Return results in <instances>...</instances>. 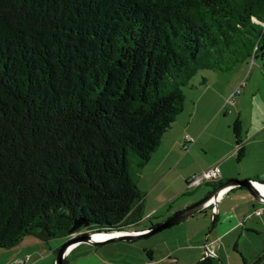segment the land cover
<instances>
[{
    "label": "trees",
    "instance_id": "obj_1",
    "mask_svg": "<svg viewBox=\"0 0 264 264\" xmlns=\"http://www.w3.org/2000/svg\"><path fill=\"white\" fill-rule=\"evenodd\" d=\"M262 54L264 0H0V249L70 235L77 218L137 229L136 174L184 86Z\"/></svg>",
    "mask_w": 264,
    "mask_h": 264
},
{
    "label": "crops",
    "instance_id": "obj_2",
    "mask_svg": "<svg viewBox=\"0 0 264 264\" xmlns=\"http://www.w3.org/2000/svg\"><path fill=\"white\" fill-rule=\"evenodd\" d=\"M260 59L264 60V54L250 61L238 62L230 69L208 68V73L206 76L203 75L200 81L195 79L184 86L185 101L182 109L163 133L160 144L140 171L139 184L144 191L140 209L144 215L138 224L147 220L149 223H145L142 227H138L137 224V229L158 223L202 198V195H198L184 200L180 205L175 206L174 202H171L166 207L170 199L176 198L174 191L169 194L164 193L167 187L164 180L172 170L170 159L172 153H177L178 159L176 162L173 160L176 166L183 160L190 161L191 166L182 175L185 185L190 176L214 164L220 166L221 178L216 182H205L212 187L232 176L250 177L264 182V102L259 94L261 78H264V61ZM244 76L246 82L242 86L241 94L233 101L238 103L253 93H256L257 100L261 101L259 107L253 106L249 120L241 117L242 108L237 109L235 119L239 118L241 121L244 146L243 154L238 156L235 150L236 134L230 131V125H223L221 114L226 111L228 96L244 80ZM243 127L246 135H243ZM185 133L194 137L188 142V147L184 146ZM201 150L205 153L209 151L212 157L205 159ZM246 159L250 160L249 167L244 165ZM193 187L197 186L186 188ZM209 191L210 189H206L204 192L206 194ZM213 205L215 209H212ZM207 208L214 210L216 215L213 224L215 231L211 230L208 239L214 251L210 254L214 255L215 264H218L216 256L221 257L220 249L227 247L224 238L238 230L240 226L243 231L237 232L238 236L242 239L248 237L253 247L250 253L245 249L241 250L245 264H252L253 261L264 257V238L256 241L259 234H264V201L255 198L247 187L236 184L227 187L215 201L205 207V217H207ZM250 235L253 237L251 238ZM55 238L46 240L34 233H27L16 245L0 249V264H55L58 248L62 244L59 240H53ZM200 244L196 245L201 249ZM142 245L144 253L140 251ZM147 246V243L139 244L135 240L127 239L97 243L79 240L69 245L63 259H67L66 264H152L172 252L167 248L166 253L158 256L155 252L156 243ZM146 248L151 249V253H148ZM135 250L137 256L134 257ZM198 252L199 257L204 255L202 249ZM27 255L29 258L22 261L21 259Z\"/></svg>",
    "mask_w": 264,
    "mask_h": 264
},
{
    "label": "rangeland",
    "instance_id": "obj_3",
    "mask_svg": "<svg viewBox=\"0 0 264 264\" xmlns=\"http://www.w3.org/2000/svg\"><path fill=\"white\" fill-rule=\"evenodd\" d=\"M261 61H264L263 59H260ZM209 70L208 68H199L190 78L189 83L192 82V80L195 79H202V76H206ZM230 72V71H229ZM246 76H244V80L241 82L245 81ZM187 83V84H189ZM261 87L259 90V94L261 95V98H263L264 102V78H261ZM244 85V84H243ZM187 88V87H186ZM236 89V88H235ZM233 92V91H232ZM241 94L240 92H237L234 94V97L236 99V96H239ZM257 94H249L247 99H243L239 101L238 103L233 100L227 99V106H226V111L222 112L221 114V119L223 120V125H227L230 127V131L232 133V122L234 121L236 115H237V109L238 107L242 108V115L241 117H245V119L250 118L252 115V110L253 106L254 107H259V101L257 100ZM243 135H246L245 128L243 127ZM236 144V143H235ZM235 150L237 152V147L235 145ZM203 151V150H201ZM173 156V157H172ZM202 156L207 159L211 158L212 154L208 151L205 153L203 151ZM170 159L172 161L171 164V171L167 175L166 179L164 180L165 184H167V187L165 189V194L172 193L173 191L176 192L174 195L176 198L170 199L169 202L166 203V207L170 205L171 202H174L175 206L180 205L181 203L184 202V200L195 198L198 195H203L205 194L204 191L206 189H211L212 186L208 183H201L197 187L193 188H186L187 184L185 185V180L184 177L182 176L185 171L189 169L190 161L183 160L178 166H176L173 160L178 159L177 158V153H172L170 155ZM246 167H249L250 165V160L246 159V162L244 164ZM142 170V167L140 170H138V173L136 174V178L139 184V176H140V171ZM145 170V169H143ZM262 181V180H260ZM143 183V181H142ZM140 186V184H139ZM141 187V186H140ZM189 187V186H188ZM207 214L205 217L204 211H197L193 215H190L183 220L179 221L178 223H175L171 226L165 227L162 230H159L157 232H154L152 234H149L147 236H141L138 237L135 240L139 244L147 243L148 246L151 243H156L157 249H155L156 253L158 256L166 253L167 248L171 249L172 252L169 254H166L164 257L160 258L159 260H155L152 264H196L197 260L201 258L202 256L199 257V250H203L204 254H208L207 251H213L211 249V244L209 242V235L211 230L213 229V218H214V210L207 208ZM154 219V218H153ZM155 220V219H154ZM164 220V219H163ZM149 223V220L147 221H142L139 223L137 226L142 227L144 224ZM208 223V224H207ZM216 226H214L215 228ZM243 228L240 226L238 230L233 231L232 233L226 235L224 238L225 244H227V247L221 248L220 249V255L216 256V261L218 264H245L244 256L241 252V250H244L247 253H250L253 250L252 243L249 241L248 237L241 238L238 236L237 232L243 231ZM215 231V229H213ZM212 232V234L214 233ZM97 232V231H95ZM114 232H112L113 234ZM211 234V235H212ZM251 238L253 237L250 235ZM69 238V235L66 236H58L53 240H59L61 243H63L65 240ZM102 238V237H100ZM264 238V234H259V236L256 238V241H260ZM120 240V239H117ZM126 240V239H125ZM114 241V240H111ZM109 241V242H111ZM237 241V242H236ZM197 243H201V249L196 245ZM192 244H194L192 246ZM159 247V249H158ZM143 245L140 248V251L144 253L143 251ZM136 250L133 252V256L136 255ZM214 252V251H213ZM252 264H264V257L253 261Z\"/></svg>",
    "mask_w": 264,
    "mask_h": 264
},
{
    "label": "water",
    "instance_id": "obj_4",
    "mask_svg": "<svg viewBox=\"0 0 264 264\" xmlns=\"http://www.w3.org/2000/svg\"><path fill=\"white\" fill-rule=\"evenodd\" d=\"M258 182H261L260 180H256L250 177H244L239 178L237 176H232L226 180L221 181L220 183L213 186L209 192H207L202 198L199 200L193 202L192 204L186 206L185 208L173 213L172 215L166 217L164 220L155 223L148 227V230L143 232H134V230H127V229H119V230H96V231H103V232H114L117 231V233L108 236L107 238H93V232L94 230H85L81 232L80 234L76 236H72L65 240L58 248L57 255H56V262L55 264H62L63 255L66 249L75 241L79 240H85L92 243L97 242H105L110 240H117V239H127V240H133L141 236H147L149 234H152L154 232H157L159 230H162L165 227L171 226L175 223H178L179 221L183 220L184 218L193 215L197 211L202 210L206 206H208L212 201H215L218 197V195L225 190L227 187L232 185H243L247 187L250 192L253 194V196L259 200L264 201V190H262L258 186ZM215 221V215L213 218V222ZM84 222V220L77 218L75 220V223L71 226L69 229V233L75 231L78 227L81 226V224ZM85 224H87L85 222ZM124 231V232H120ZM208 253H211V251H207Z\"/></svg>",
    "mask_w": 264,
    "mask_h": 264
},
{
    "label": "built area",
    "instance_id": "obj_5",
    "mask_svg": "<svg viewBox=\"0 0 264 264\" xmlns=\"http://www.w3.org/2000/svg\"><path fill=\"white\" fill-rule=\"evenodd\" d=\"M243 84H244V81L241 82L236 87V89H234V91L228 96L229 100L230 99L234 100V98H233L234 94L237 93V92H240L242 90ZM185 138H186V140H185L184 146L188 147V144H189L188 142L192 141L194 139V137L191 134H189V133H185ZM220 178H221L220 166L218 164H214V165H211V166L203 169L199 173H195L192 176H190V178H188V180H187V186H198V185H200L203 182L216 181V180H219ZM259 183L264 185V182H259ZM212 209H215L214 205L212 206ZM131 230H134V232H143V231L148 230V227H144V228H140V229H131ZM83 231H85V230H83ZM83 231H73V232L70 233L69 236L70 237L76 236V235L80 234ZM120 232H124V231H120ZM110 235H113L112 232H109V234L107 236H103L102 239L103 238H107ZM28 258H29V256L27 255L24 258H22L21 260L25 261Z\"/></svg>",
    "mask_w": 264,
    "mask_h": 264
},
{
    "label": "bare ground",
    "instance_id": "obj_6",
    "mask_svg": "<svg viewBox=\"0 0 264 264\" xmlns=\"http://www.w3.org/2000/svg\"><path fill=\"white\" fill-rule=\"evenodd\" d=\"M258 186L262 189V190H264V185L263 184H261V183H259L258 182ZM113 232V231H112ZM115 233H117V231H114V233L113 234H115ZM109 234V232H103V231H97V232H93V238H100V237H103V236H107Z\"/></svg>",
    "mask_w": 264,
    "mask_h": 264
},
{
    "label": "flooded vegetation",
    "instance_id": "obj_7",
    "mask_svg": "<svg viewBox=\"0 0 264 264\" xmlns=\"http://www.w3.org/2000/svg\"><path fill=\"white\" fill-rule=\"evenodd\" d=\"M212 182H214V181H212ZM204 209V208H203Z\"/></svg>",
    "mask_w": 264,
    "mask_h": 264
}]
</instances>
